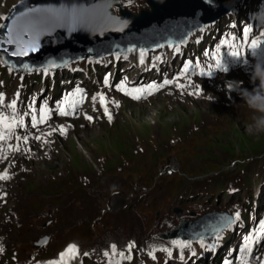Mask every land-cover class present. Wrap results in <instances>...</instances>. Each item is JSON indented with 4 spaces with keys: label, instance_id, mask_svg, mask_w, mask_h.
Listing matches in <instances>:
<instances>
[{
    "label": "rangeland",
    "instance_id": "rangeland-1",
    "mask_svg": "<svg viewBox=\"0 0 264 264\" xmlns=\"http://www.w3.org/2000/svg\"><path fill=\"white\" fill-rule=\"evenodd\" d=\"M18 1L21 0H0V6L2 2L13 6ZM211 93L219 101H168L157 107L129 104L117 129L107 135L97 131L77 134L50 160L31 162L33 174L28 175L27 183L18 188L16 194H24L30 182L28 189L35 190L31 196L36 200L31 202L29 197L25 198L9 211L11 217L7 214L4 218L6 213L1 214L0 228L23 243L20 238L25 232L20 234L18 227L14 230L13 225L9 226L15 211L19 210L20 220L26 222L33 219L35 205L41 204V208L53 205L60 221L39 224L36 228L39 233L51 232L57 240L49 251L71 239L89 243L102 237L98 242L107 243L110 239H120L126 231L136 233L140 228L145 231L153 214L151 207L126 206L135 194L140 197L147 191L142 186H131V173L126 178L125 193L113 195L121 178L116 173L106 176L107 170L128 172L148 161L160 162L168 151L175 153L177 149L183 166L189 161L186 165L190 169L186 173L188 180L196 179L201 171L235 174L244 173L241 168L249 163L263 165L264 154L259 152L264 151V129L257 127V120L264 114L247 106L240 98L232 102L233 107H228L223 104L226 97ZM141 154L146 161L141 162ZM231 168L233 171L229 172ZM180 177L183 181L182 175ZM164 190L163 186L148 189L156 195ZM47 193L61 196L48 197L49 203L45 205ZM59 240H62L60 244Z\"/></svg>",
    "mask_w": 264,
    "mask_h": 264
},
{
    "label": "bare ground",
    "instance_id": "bare-ground-1",
    "mask_svg": "<svg viewBox=\"0 0 264 264\" xmlns=\"http://www.w3.org/2000/svg\"><path fill=\"white\" fill-rule=\"evenodd\" d=\"M50 1H54V0H43L41 1V3H48ZM199 1L200 0H192L191 2H187L191 4V7L189 8L191 9V11H189L188 15L184 14L182 17H180L177 26L174 25V28L176 27L178 29H170L173 28V26L170 27L171 23H168L159 26H154L151 29H147V30L134 31L133 33L135 34H133L132 31L129 29L128 31L123 30L122 24L120 26L119 25L110 26L103 24L102 16H101L102 14H100L101 12L93 11L92 14H86V13L83 14L82 11L71 13L68 11L66 12L64 9H61L58 6L57 7L49 6L42 9V11L40 10L35 15H30L29 23L32 24L33 27L32 31L35 32V37L39 33L40 38L39 41L36 43V45L32 47L33 49L31 55L33 57L32 56H27V57L39 58L41 59V61H47L53 57L55 58V56H57L60 52H62V55H66V53H72V52H80V51L87 52L90 49H93V51H103L104 50L103 48L105 47L114 48L115 46L117 47L120 45H126L128 44L127 42L129 41L132 42L135 41L136 39H141V40L149 39L152 36H159L160 34L163 33L168 34V31L173 32L181 28L183 31H185L187 29L194 28L202 21L208 20L210 16H216L224 12L236 0H209L203 5H200L198 8L192 9V5ZM30 3L33 2H28L27 4L21 5L18 8V10H20L25 5H29ZM95 7H99V5H96ZM100 11L103 12L102 9ZM18 28H19L18 31H21L23 29L21 24L18 25ZM8 30L9 29L7 28V31L3 34V37H5V39ZM100 32H103V34H105L104 39L97 38L98 37L97 34H99ZM120 32H124L127 34L125 38L123 37L125 40L124 42H119L116 39V36L118 37L119 36L118 33ZM139 34H141L142 37H134ZM155 38L156 37H154L153 39ZM62 46L64 47L71 46V47L64 48ZM61 48L64 49L61 50ZM13 63H16L15 59L13 60ZM237 114L238 113H236V115ZM227 219L228 218L226 217L223 218V222L225 223ZM198 225L199 224H196L195 227ZM209 228H210L209 230H211L213 227L211 226Z\"/></svg>",
    "mask_w": 264,
    "mask_h": 264
},
{
    "label": "trees",
    "instance_id": "trees-1",
    "mask_svg": "<svg viewBox=\"0 0 264 264\" xmlns=\"http://www.w3.org/2000/svg\"><path fill=\"white\" fill-rule=\"evenodd\" d=\"M41 1L43 0H27L25 2H23L21 5L23 4H27L28 2H33L30 3L29 5H25L24 7H22L20 10H18V8L21 6L19 5L17 8H15L11 14V16L14 14V17L11 20V24L8 30V33L6 35V39L4 40V43L6 45L7 48V57L10 58L11 56H15V61L21 63V62H30L33 63L35 65H44V61H41V59L39 58H28L27 56H32V47H34V45H36V43L39 41V33L38 35H36L35 37V32L32 31L33 27L32 24L29 23V18L30 15H35L37 12H39L40 10L42 11V9L49 7V6H58L61 9H64L66 12H83L86 14H92L93 11H98L95 7L96 5L93 4L92 1H96V0H83V1H72V0H54V1H50L48 3H41ZM39 2V3H38ZM188 6L191 7V4H184V6ZM195 5H197L196 3L192 5V7H195ZM183 6H171L168 9L165 10H160L157 12L158 15L156 16H152L148 21L143 22L139 28H130L129 30L133 29V30H147V29H151L154 26H159L162 24H168L173 22L178 16H180L181 14H183L185 12V10H183ZM18 10V11H17ZM10 16V17H11ZM21 24L22 26V30L18 31V25ZM128 31V29H123ZM156 36H152L147 40L150 41H156L158 38L156 37L155 39H153ZM34 38V39H33ZM121 41V40H119ZM64 47V46H62ZM66 47H71V46H66ZM64 47V48H66ZM63 48V49H64ZM61 48V50H63ZM68 49V48H67ZM66 51V50H65ZM90 52H92V49L89 50ZM62 53V52H60ZM59 53V54H60ZM80 53H84L82 51H80ZM86 53V52H85ZM25 55V56H22ZM26 57V58H24ZM33 57V56H32Z\"/></svg>",
    "mask_w": 264,
    "mask_h": 264
},
{
    "label": "water",
    "instance_id": "water-1",
    "mask_svg": "<svg viewBox=\"0 0 264 264\" xmlns=\"http://www.w3.org/2000/svg\"><path fill=\"white\" fill-rule=\"evenodd\" d=\"M188 1H191V0H151V5L153 7V10L151 12L145 10L141 15H135V14H132V13H124V16H122V17L113 16L111 14V12H110L111 7L113 5H115V4H117V0H96V1H92V2H93L94 5H99V7H97V10H99V11H97V12H101L100 14H102L101 16H102L103 24L110 25V26H114V25L115 26L116 25H119L120 26L122 24V27H124V26H131L132 25V28H135L136 29V28H139V26L143 22L148 21L152 16L158 15L157 14L158 11L165 10L166 7H168V5H170V4L175 5L176 4L178 6H182L183 4H185ZM201 1L203 3L205 0L204 1L203 0H200L199 2H201ZM206 1H209V0H206ZM199 6H200V4H199ZM187 8L188 7H185L184 8L186 10H185V12L182 15H180V17H182L184 14H187L188 15V13H189V11H191V9H189V8L187 9ZM101 9L103 10V12L100 11ZM180 17L178 19L176 18L177 20L175 19L173 22H171L170 27L173 26V28H174V25L177 26L178 23H179L178 20H180ZM119 22H122V23H119ZM7 28H9V23H7L3 27V29H2V31L0 33L1 42L3 41V38H4L3 37V34L7 31ZM132 30L133 29H131V31ZM134 31H137V30H133L132 33ZM118 34H119V36L118 37L116 36L117 41L120 40L123 37L125 38V36L127 35L124 32H120ZM133 34H135V33H133ZM97 36H98L97 38L104 39L105 34H103V32H100L99 34H97ZM137 36L138 35H136L134 37H137ZM138 37H142L141 34ZM158 37L160 38L159 40H162L163 39L162 41H166V42L173 40V37H168V35H166L164 33L163 34H160ZM124 38L122 40H124ZM150 42H152V41L146 40V39H142V40L141 39H136L135 41H132V42L129 41V42H127L128 44H126L125 46H129L131 48L132 47H135V46H142V45L147 46ZM2 44H4V43H2ZM116 48H120L121 49V46H117ZM117 50L118 49H115L114 48L113 51H117ZM102 52L98 53V55L99 54H102ZM83 55L93 57L92 55H94V54L90 53V51L89 52L87 51L86 53H83ZM13 65L19 66L17 64H13Z\"/></svg>",
    "mask_w": 264,
    "mask_h": 264
},
{
    "label": "snow or ice",
    "instance_id": "snow-or-ice-1",
    "mask_svg": "<svg viewBox=\"0 0 264 264\" xmlns=\"http://www.w3.org/2000/svg\"><path fill=\"white\" fill-rule=\"evenodd\" d=\"M0 27H2V26H0ZM249 31L250 30H246V32H245V40H244V42L239 47H243L244 44H247L248 43V41H247V33ZM260 43H261L260 41L252 40L251 43L248 46L251 47V48H253V49H255V48H257L260 45ZM231 54L233 56H239L240 55V52L238 50H236V51H233ZM143 55H144V53H141V56H143ZM219 66H222V65H219ZM188 67H189L188 64H186L185 67H184V72H187L188 71ZM172 83H175V81L174 80H164L163 84H159V85L153 84V85H149L147 88H144V87L136 88L134 91L136 93H138V95H136L134 98L140 99L142 95H148V94H150V90L151 89L163 88V87H165L167 85H170ZM179 86L180 87H183L182 84L179 85ZM11 106L13 107V109H15V107H16L15 101H13V103H12ZM63 114L66 115L67 113H63ZM109 118H111V117H109ZM0 119H6V118L0 117ZM12 127H13L12 125H9L8 126V131L9 132H11ZM3 139H4V136H0V140H3ZM17 139H20V138L18 137ZM256 233H257V235L255 236V238L252 235L246 237V241H247V243L245 245V248L246 249H248V246L251 245V244H254V243L255 244H259L261 241H264V222H261L260 223L259 228L256 230ZM129 247H131V245ZM245 264H246V262H245Z\"/></svg>",
    "mask_w": 264,
    "mask_h": 264
},
{
    "label": "clouds",
    "instance_id": "clouds-1",
    "mask_svg": "<svg viewBox=\"0 0 264 264\" xmlns=\"http://www.w3.org/2000/svg\"><path fill=\"white\" fill-rule=\"evenodd\" d=\"M257 77L260 80V86L255 87L252 92L247 90H243L242 82H237L240 89H242V98L246 101L249 107L259 110L260 112L264 113V73H257ZM244 92H247L248 95H243ZM240 94V93H238ZM257 127L264 129V117H261L257 120Z\"/></svg>",
    "mask_w": 264,
    "mask_h": 264
}]
</instances>
